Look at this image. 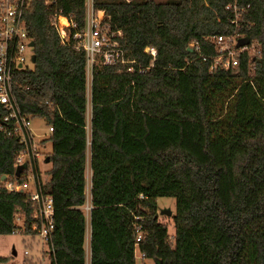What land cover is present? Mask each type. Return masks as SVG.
<instances>
[{"label":"trees","instance_id":"16d2710c","mask_svg":"<svg viewBox=\"0 0 264 264\" xmlns=\"http://www.w3.org/2000/svg\"><path fill=\"white\" fill-rule=\"evenodd\" d=\"M228 3L244 9L236 31L259 51L211 70L212 35L234 29ZM93 4L114 15L136 61L95 65L89 96L84 51L61 41L50 18L83 25L86 0H31L25 11L36 58L13 89L23 112L52 126L45 176L33 165L53 197L50 264H87V233L89 264H136L137 250L157 264H264V0ZM21 148L0 130V234L19 230L16 212L20 230L35 234L33 201L4 185L25 177L24 165L15 174ZM157 196L175 197L173 233Z\"/></svg>","mask_w":264,"mask_h":264},{"label":"built area","instance_id":"2783aa9c","mask_svg":"<svg viewBox=\"0 0 264 264\" xmlns=\"http://www.w3.org/2000/svg\"><path fill=\"white\" fill-rule=\"evenodd\" d=\"M30 1L0 0V130L14 135L22 144L23 148L18 151L16 156V167L24 165L21 171L25 176L22 181L5 179L4 185L9 190L26 192L33 201L35 219L30 223V228L40 238L43 246L41 255L42 257L46 255L48 264H50L53 252L51 240L54 228L53 197L50 192L43 189V178L36 173L35 167H33L35 163L40 170V152L30 126L32 116L22 111L13 89L14 84L17 83V72L30 67L26 64L28 48L31 49L30 60L34 62L31 58L34 53V44H30V41H34V39L29 34L25 18V11L30 5ZM93 2L94 0H86L85 21L79 27L68 16L58 11L50 14L51 23L57 29L61 41L70 37L74 38L75 47L84 51L88 96L91 74L95 65H124L130 70L132 63L136 61L122 44L124 33L121 28L115 25L114 15L105 8H95ZM226 8L232 12L231 22L234 23V29L225 34L212 35L211 40L214 42L217 52L213 56L211 70L216 66L229 67L237 64L238 55L243 50L250 53L259 51V41L245 44L243 41L246 36L236 31L238 19L244 9L236 3H228ZM144 51L152 56L156 53L153 46H146ZM89 108L88 104V116ZM48 130L50 133L51 125H48ZM43 159L47 161L46 155ZM90 188L91 169L88 189L85 190V212H88L91 207ZM14 220L20 230L24 223L23 215L16 212ZM136 238L139 239V235ZM24 254H28L27 249H24Z\"/></svg>","mask_w":264,"mask_h":264},{"label":"rangeland","instance_id":"374dc122","mask_svg":"<svg viewBox=\"0 0 264 264\" xmlns=\"http://www.w3.org/2000/svg\"><path fill=\"white\" fill-rule=\"evenodd\" d=\"M27 53L28 58L26 60V64L31 67L33 65V62L30 60V48H28ZM30 126L32 128V131L34 132V139L40 152L39 171L41 172L42 176H45L44 170H46L50 166V163L45 161L43 157L47 152L51 150L48 123L43 117L33 116L31 117ZM43 140L45 142H43ZM86 165L85 190L88 189V183L90 180L89 156L87 157ZM156 202L159 220L167 224L169 233H173L174 225L172 215L175 212V197L157 196ZM167 209L170 210L169 214L165 212V210ZM42 247L43 246L40 242V238L36 234L25 233L18 229L12 233L0 234V256H2V258L0 259V264H48L46 255H44L43 257L41 255ZM24 249L28 250V254H24ZM13 250L15 251V253L13 252ZM141 255L142 254L140 253H136V264H157L156 261L152 258H142Z\"/></svg>","mask_w":264,"mask_h":264},{"label":"water","instance_id":"95a60500","mask_svg":"<svg viewBox=\"0 0 264 264\" xmlns=\"http://www.w3.org/2000/svg\"><path fill=\"white\" fill-rule=\"evenodd\" d=\"M248 40H249V38H248V37H245L243 43L248 42ZM30 44H34V41H33V40L30 41ZM31 58H32L33 61H35V58H36L35 53H33V54L31 55ZM20 169H21V165H18V166L16 167L15 174H19ZM4 177H5V174H2V175H1V179H4ZM165 212L169 214V213H170V210L167 209V210H165ZM157 214H158V213H157ZM13 252L15 253L14 250H13Z\"/></svg>","mask_w":264,"mask_h":264},{"label":"crops","instance_id":"0c3cea01","mask_svg":"<svg viewBox=\"0 0 264 264\" xmlns=\"http://www.w3.org/2000/svg\"><path fill=\"white\" fill-rule=\"evenodd\" d=\"M86 261H87V264H89L90 262V233L86 234ZM136 253H139V251L137 250Z\"/></svg>","mask_w":264,"mask_h":264}]
</instances>
